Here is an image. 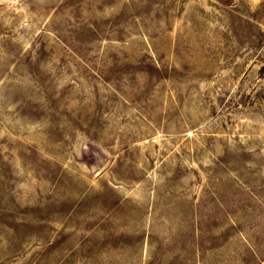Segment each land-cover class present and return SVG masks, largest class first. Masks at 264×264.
<instances>
[{
    "label": "rangeland",
    "instance_id": "obj_1",
    "mask_svg": "<svg viewBox=\"0 0 264 264\" xmlns=\"http://www.w3.org/2000/svg\"><path fill=\"white\" fill-rule=\"evenodd\" d=\"M0 264H264V0H0Z\"/></svg>",
    "mask_w": 264,
    "mask_h": 264
}]
</instances>
